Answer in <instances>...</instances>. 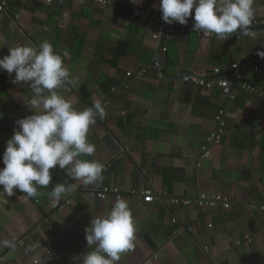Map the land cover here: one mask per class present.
Here are the masks:
<instances>
[{
	"label": "crops",
	"instance_id": "obj_1",
	"mask_svg": "<svg viewBox=\"0 0 264 264\" xmlns=\"http://www.w3.org/2000/svg\"><path fill=\"white\" fill-rule=\"evenodd\" d=\"M47 1L0 0L6 4L0 11V58L9 48L48 41L70 71L71 82L59 94L78 111L102 102L107 115L97 118L87 137L96 151L81 158L104 164V180L84 186L55 168L52 183L38 188L34 198L0 192V242H8L0 245V264H81L80 256L89 250L85 227L121 198L137 231L134 250L118 264H264V211L247 207L251 202L264 206V100L258 96L264 94V58L257 55L264 52V35L202 41L192 30L173 32L162 37L157 52L153 24L133 18L129 8ZM137 1L160 12L158 0ZM253 9L254 18H264V0H253ZM155 59L160 70L153 66ZM234 64L261 68L258 74L241 73L240 83L255 93L236 90L229 101L218 88L180 81L216 68L221 78L231 79ZM138 66L149 69L141 78H126ZM13 76L0 71V155L16 121L32 114L30 85L11 83ZM219 110L226 124L222 141L201 159ZM53 183L76 187L53 202ZM103 188L118 189L119 196L88 197ZM147 189L157 196L149 204L131 193ZM200 192L230 198V208L201 211L168 200ZM244 237L250 243L237 246ZM15 240L24 241L29 254Z\"/></svg>",
	"mask_w": 264,
	"mask_h": 264
},
{
	"label": "clouds",
	"instance_id": "obj_2",
	"mask_svg": "<svg viewBox=\"0 0 264 264\" xmlns=\"http://www.w3.org/2000/svg\"><path fill=\"white\" fill-rule=\"evenodd\" d=\"M158 10L165 24L187 26L191 19L192 32L222 40L247 34L254 18L253 0H158ZM257 55L264 58V52ZM0 71L14 74L11 83L28 84L33 93L29 101L32 114L16 121V129L0 155V192L12 197L19 191L26 198H34L38 188L52 183L50 170L55 168L84 186H99L104 180V164L81 157H91L96 151L87 137L97 118L103 120L107 115L102 102L97 100L92 107L78 111L59 94L57 90L71 82L70 71L48 41L39 47L9 48L0 58ZM52 185L53 202L64 199L76 187ZM84 231L89 250L80 256L81 264H118L122 255L135 248L136 224L128 202L122 198L106 215L92 217ZM0 245L7 246L8 242Z\"/></svg>",
	"mask_w": 264,
	"mask_h": 264
},
{
	"label": "built area",
	"instance_id": "obj_3",
	"mask_svg": "<svg viewBox=\"0 0 264 264\" xmlns=\"http://www.w3.org/2000/svg\"><path fill=\"white\" fill-rule=\"evenodd\" d=\"M50 1V0H49ZM47 1V2H49ZM81 1V0H80ZM91 2L95 5L107 7L112 10H117L121 7L129 8L131 11V15L133 18L138 19L139 21L146 23V24H153L154 26V33L151 36L152 41L155 44V50H161V40L164 35H169L173 32H179L181 34L186 33L188 30H192V23L193 21L189 19L188 25H180L179 23H174L172 25L165 24L161 20V13L160 12H154L150 10L148 7L140 4L137 0H83ZM6 4L0 3V11L5 10ZM18 17H16L17 19ZM261 33L264 35V18H253L252 24L250 25V28L248 30V34L252 33ZM198 37L204 41V40H210V39H218L222 40L218 36H207L203 35L199 32H197ZM243 33H237L233 34V36L227 40L222 41H237L240 40ZM153 66L160 70V61L159 59H155ZM149 67L148 66H138L134 70L126 73V78L132 79V78H141L143 77ZM231 69L234 70V75L231 79H224L220 77V70L219 69H213L210 74H204L202 76H196V75H183L180 77V81L186 84H192L194 86H197L199 88H202L204 90H211L213 88H218L223 96L227 98L229 101H233L235 99V91L240 90L247 93H255V88L246 85L244 83H240L241 81V73L245 71H252L254 74H258L261 71V68L258 66H250L248 64H234L231 66ZM161 75L159 74V77ZM259 97H261L264 100V94L259 93ZM215 127L212 132L208 135L206 139L205 145L202 147V154L201 159L208 158L210 154V150L217 145H220L224 130H225V120H224V110H219L217 115L214 118ZM132 195L140 197L142 199L143 203H151L154 201V199L157 197L156 194H154L151 190H144L142 192H131ZM88 197L91 200H105L110 195H114L116 197L119 196L118 189H108L103 188L99 190H92L87 193ZM165 197H167L165 195ZM169 202L171 204H179L181 206L187 207V206H195L201 211H207L214 209L216 207L221 206L224 210H228L230 208V198L223 196V195H217V194H208L205 192H200L197 194L194 198H183V199H176V198H168ZM66 205L69 204V201L65 202ZM248 209L251 211H264V206H259L255 202H251L247 205ZM251 239L249 237H244L242 240H238L235 244L237 246H240L242 244H248L250 243ZM15 245L18 247L23 248L24 253L27 255L29 254L28 250L25 249V243L22 240H15ZM207 249L204 248V251ZM36 263V262H34Z\"/></svg>",
	"mask_w": 264,
	"mask_h": 264
}]
</instances>
